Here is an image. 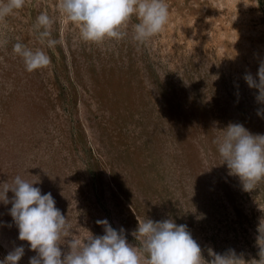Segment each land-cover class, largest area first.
Here are the masks:
<instances>
[{"label":"rangeland","instance_id":"obj_1","mask_svg":"<svg viewBox=\"0 0 264 264\" xmlns=\"http://www.w3.org/2000/svg\"><path fill=\"white\" fill-rule=\"evenodd\" d=\"M59 2L25 0L0 21V182L38 179L74 238L103 235L106 218L137 246L138 221L172 219L206 261L209 248L234 249L239 264H258L264 180L245 191L214 141L229 123L264 134V102L244 79L258 82L264 64V0H167L161 33L137 42L133 16L124 39L102 44L82 41ZM42 12L54 19L52 48L34 30ZM18 41L50 65L28 72ZM10 208L0 203V259L23 245L18 264H29L37 252L18 239Z\"/></svg>","mask_w":264,"mask_h":264},{"label":"clouds","instance_id":"obj_2","mask_svg":"<svg viewBox=\"0 0 264 264\" xmlns=\"http://www.w3.org/2000/svg\"><path fill=\"white\" fill-rule=\"evenodd\" d=\"M24 3L25 0H0V21ZM58 8L66 21L79 28L80 39L94 44L124 39L133 16L138 18L133 25V38L147 42L164 30L170 16L167 0H60ZM53 23L54 19L42 12L34 25L40 43L48 48L57 44L51 38ZM4 44L6 40H0V46ZM13 52L22 58L28 72L51 63L42 48L33 50L19 41L13 45ZM257 75L258 82L250 73L244 79L250 88L259 90L257 100L264 102V64ZM257 115L264 117V110H258ZM221 130L214 143L222 164H226L229 175L240 179L245 191L256 189L264 180V134L254 135L240 123H229ZM201 154L205 155L203 149ZM36 183L38 179L28 180L21 175H16L11 183L0 182V203H11L9 213L19 230L18 239L27 241L30 249L37 252L29 264H239L242 260L234 249L220 254L209 248L212 259L206 261L187 225H177L172 219L138 221L133 233L139 241L137 246L127 242L123 228L114 229L106 218L97 221L104 226L103 235L74 238L72 224L55 206L51 192L42 194L34 186ZM9 191L14 194L11 199L7 195ZM260 238L264 239V235ZM62 244L70 249L63 256ZM24 252L23 245L17 246L0 259V264H18ZM258 264H264V257L261 256Z\"/></svg>","mask_w":264,"mask_h":264}]
</instances>
